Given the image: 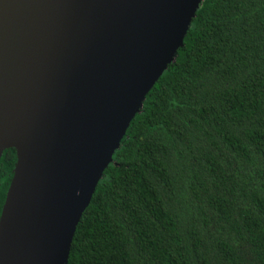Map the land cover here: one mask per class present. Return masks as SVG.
<instances>
[{
    "label": "trees",
    "instance_id": "1",
    "mask_svg": "<svg viewBox=\"0 0 264 264\" xmlns=\"http://www.w3.org/2000/svg\"><path fill=\"white\" fill-rule=\"evenodd\" d=\"M16 159L0 156V209ZM67 264H264V0H203L81 213Z\"/></svg>",
    "mask_w": 264,
    "mask_h": 264
},
{
    "label": "water",
    "instance_id": "2",
    "mask_svg": "<svg viewBox=\"0 0 264 264\" xmlns=\"http://www.w3.org/2000/svg\"><path fill=\"white\" fill-rule=\"evenodd\" d=\"M203 0H0V264H67L104 168Z\"/></svg>",
    "mask_w": 264,
    "mask_h": 264
}]
</instances>
